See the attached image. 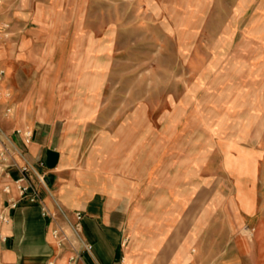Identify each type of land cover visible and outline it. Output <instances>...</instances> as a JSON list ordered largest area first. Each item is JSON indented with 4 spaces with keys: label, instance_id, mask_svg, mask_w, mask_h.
<instances>
[{
    "label": "rangeland",
    "instance_id": "1",
    "mask_svg": "<svg viewBox=\"0 0 264 264\" xmlns=\"http://www.w3.org/2000/svg\"><path fill=\"white\" fill-rule=\"evenodd\" d=\"M58 118L76 166L134 153L139 137L191 200L203 176H222L232 200L242 166L264 193V0H2L0 149L13 130Z\"/></svg>",
    "mask_w": 264,
    "mask_h": 264
},
{
    "label": "crops",
    "instance_id": "2",
    "mask_svg": "<svg viewBox=\"0 0 264 264\" xmlns=\"http://www.w3.org/2000/svg\"><path fill=\"white\" fill-rule=\"evenodd\" d=\"M61 122L58 118L34 127L29 141L13 130L5 142L16 149L17 163L29 162L44 175L39 190L50 211L58 212L59 206L69 218L75 210L83 213L81 235L92 244L91 251L83 250L71 262L67 249L51 235L52 223L42 214V205L20 200L10 210V220L0 221V236H6L0 239L2 264H183L185 259L191 264H264V193L251 185L258 181V173L244 166L235 169L243 181L234 186L230 201L224 200L222 176L213 186H207L203 176L205 183L198 185L191 200L190 185L176 189L170 183L168 164L159 166V159L151 163L143 156L139 137L134 138L140 145L132 149L134 153L103 152L101 159H91L92 155L76 166L79 152L72 140H66ZM9 173L11 178L18 176L14 168ZM7 181L0 174L3 200L17 197L15 189L10 194L1 191ZM175 208L182 210L181 237L172 221ZM242 223L251 226L250 236L239 233ZM192 224L198 227L192 230ZM209 225L215 226L214 233ZM145 232L150 235L142 236ZM192 241L198 251L190 256L187 248Z\"/></svg>",
    "mask_w": 264,
    "mask_h": 264
},
{
    "label": "built area",
    "instance_id": "3",
    "mask_svg": "<svg viewBox=\"0 0 264 264\" xmlns=\"http://www.w3.org/2000/svg\"><path fill=\"white\" fill-rule=\"evenodd\" d=\"M16 133H21L26 141H29L32 134L31 130L20 129H17ZM14 152H16L14 146L4 141L0 149V164L2 166L0 174H3L9 181L2 184L1 191L10 194L12 189H15L17 197L0 199V221L7 223L10 220V210L15 208L20 200L40 203L42 214L48 216L49 222L52 223L50 232L55 242L57 245L66 248L70 261L75 262L83 250L90 252L92 248V244L86 242L81 235L83 213L80 210H75L73 217L69 218L59 206H57L58 212L50 211L43 204L39 190L40 185L45 183L44 175L38 173L29 162L17 163L13 157ZM13 168L18 171V176L11 178L9 169ZM0 239L5 240L6 236H0Z\"/></svg>",
    "mask_w": 264,
    "mask_h": 264
},
{
    "label": "bare ground",
    "instance_id": "4",
    "mask_svg": "<svg viewBox=\"0 0 264 264\" xmlns=\"http://www.w3.org/2000/svg\"><path fill=\"white\" fill-rule=\"evenodd\" d=\"M126 260H127V258H126ZM125 262V261H124Z\"/></svg>",
    "mask_w": 264,
    "mask_h": 264
}]
</instances>
